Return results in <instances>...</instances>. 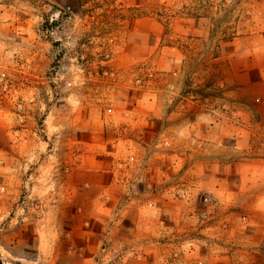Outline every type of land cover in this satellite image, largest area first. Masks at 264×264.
I'll use <instances>...</instances> for the list:
<instances>
[{
  "label": "rangeland",
  "instance_id": "rangeland-1",
  "mask_svg": "<svg viewBox=\"0 0 264 264\" xmlns=\"http://www.w3.org/2000/svg\"><path fill=\"white\" fill-rule=\"evenodd\" d=\"M256 50L264 0H0V264H264Z\"/></svg>",
  "mask_w": 264,
  "mask_h": 264
},
{
  "label": "crops",
  "instance_id": "crops-1",
  "mask_svg": "<svg viewBox=\"0 0 264 264\" xmlns=\"http://www.w3.org/2000/svg\"><path fill=\"white\" fill-rule=\"evenodd\" d=\"M238 84L237 90L233 92L237 97L233 104L236 113L246 114L253 118L252 125L259 134H264V52L262 50L254 51L251 65L245 69L237 71L234 75ZM223 86V84H222ZM229 91L222 92L220 102L222 109H228ZM240 99V101H239ZM224 102V103H223ZM211 114L216 112L212 106ZM206 137L211 141H219L222 146L227 145L233 137H240L239 144L245 147L248 144V134L243 128L234 126L228 121L227 111L220 113V120L215 121L212 117L210 125L205 131Z\"/></svg>",
  "mask_w": 264,
  "mask_h": 264
},
{
  "label": "built area",
  "instance_id": "built-area-1",
  "mask_svg": "<svg viewBox=\"0 0 264 264\" xmlns=\"http://www.w3.org/2000/svg\"><path fill=\"white\" fill-rule=\"evenodd\" d=\"M259 137V146L262 147V149H264V134H258Z\"/></svg>",
  "mask_w": 264,
  "mask_h": 264
}]
</instances>
